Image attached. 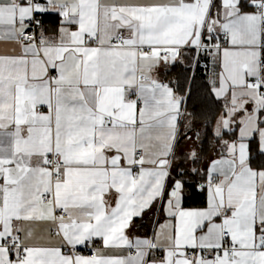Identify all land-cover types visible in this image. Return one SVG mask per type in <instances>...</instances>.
I'll return each mask as SVG.
<instances>
[{
    "label": "snow or ice",
    "instance_id": "1",
    "mask_svg": "<svg viewBox=\"0 0 264 264\" xmlns=\"http://www.w3.org/2000/svg\"><path fill=\"white\" fill-rule=\"evenodd\" d=\"M0 264H264V0H0Z\"/></svg>",
    "mask_w": 264,
    "mask_h": 264
}]
</instances>
